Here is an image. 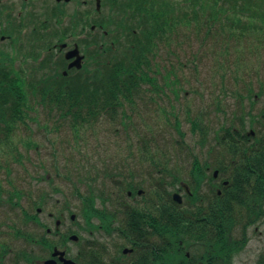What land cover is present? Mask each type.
<instances>
[{
    "label": "trees",
    "instance_id": "obj_1",
    "mask_svg": "<svg viewBox=\"0 0 264 264\" xmlns=\"http://www.w3.org/2000/svg\"><path fill=\"white\" fill-rule=\"evenodd\" d=\"M103 5L107 8L105 15L91 18L87 16L85 21L87 26L95 25L98 28L100 34L97 35L101 39H93L88 43L95 44L98 48L94 51L96 58L93 73L89 69L85 75L77 74L76 77L69 79L73 83L58 84L53 81L55 80L53 72L48 73L49 75L40 74V70L36 72L35 67L28 69L21 67L16 70L14 59L9 60L7 54H1L0 149L5 148L3 146L16 149L15 138L20 137L19 134L24 129L31 130L29 124L39 120L38 111L45 110L47 116L42 117L44 119L42 130L53 132L56 137L62 134L70 137L58 143L56 147L51 144V152L47 156L51 163H71L72 171L77 178L84 179L90 175L116 176L117 163H125L129 159L133 161L144 159L151 164L154 163L157 172L165 173L166 167L156 164L158 158L150 146L153 137L145 140L146 143L143 140V145L139 149L136 145L138 157L135 150L122 156L120 148L112 155H105V151L99 152L101 151L99 143L93 149H89L88 131L95 130L93 128L109 120L106 128L114 129V135L119 138L123 128L116 124L124 126L126 133L127 123L133 126L134 118L127 113V107L132 106L135 109L140 102L147 108L157 107V98L163 95L167 97L166 91L170 89L171 84H176V80L169 82L165 77L158 79L151 74L154 73V68L150 57L154 61L158 44L172 40V35L179 28L197 30L202 42L211 37L215 39L221 36L224 49L247 48L251 44L250 41L264 39V0H104ZM87 14H91V11L89 13L87 11ZM77 25L76 22L74 28ZM237 40L244 41V47L241 44L232 45L233 42L236 44ZM262 45L264 49V44ZM224 64L242 68L241 60L226 61ZM45 67V63L41 64V68ZM89 72L90 75L87 76ZM246 93L252 101L255 96H260L254 95L251 86L246 88ZM159 107L155 108L157 116L160 112L168 113L165 108ZM162 117L167 120L169 116ZM254 120L252 116L249 122L253 123ZM46 122H50L51 126L49 127ZM189 122L192 133L199 134V145H206L207 136L211 132L210 127L204 123L201 116L189 118ZM239 123L243 131L226 128L214 135L215 143L227 151L226 155L224 153L218 155L216 163H264V138H248L245 131L246 123L243 121ZM174 128L179 135V139L174 140L175 154L179 156L186 150L192 156L193 166L189 176L194 178L196 163L200 162L194 154L193 147L186 143V135L177 119ZM135 130L136 128L132 129ZM147 130L152 131L151 127H147ZM23 143L34 150L38 148L37 144L31 142L30 136ZM38 163H44L43 159ZM256 175L259 182L256 183L254 191L258 196L256 198H261L263 207L264 172H256ZM171 176L172 186L183 180L179 172ZM88 182L86 180L84 186L92 184ZM9 183H11L9 190L0 183V204L5 201L11 203V206L19 205L16 201H19L24 193L12 185V182ZM77 194L83 201L84 195ZM234 194L246 195L244 192ZM176 210L171 211V252L168 258L170 264H182L183 261L185 264H197L199 260L205 264H235L234 256L247 243L248 227L258 226L264 222L263 210L261 213H248L249 215L235 212L218 214L213 216L208 225L205 224L206 221H200L201 217L191 206L186 208L184 215L181 214L179 207ZM237 224L241 225L240 237L233 235ZM18 231L29 243L41 244L43 252L51 251L55 245L48 240L46 233H42L38 238L34 234H27L26 237L23 230ZM180 241L185 244V250L190 252L189 256L175 251ZM191 246L194 248L191 249ZM195 248H201L203 254L196 255ZM257 264H264V255L260 256Z\"/></svg>",
    "mask_w": 264,
    "mask_h": 264
},
{
    "label": "rangeland",
    "instance_id": "obj_2",
    "mask_svg": "<svg viewBox=\"0 0 264 264\" xmlns=\"http://www.w3.org/2000/svg\"><path fill=\"white\" fill-rule=\"evenodd\" d=\"M23 1L25 0L1 1L0 23L2 28L0 32L5 30L4 26L8 25L7 22L10 19L14 20L13 24H18L19 20L28 22L30 12L40 20H45L47 18L45 12H50V9L46 7H52L57 3L56 0H26L27 5L21 6ZM77 1H80L79 5ZM59 4L70 15L76 9L83 11L84 7L90 10L95 8V0H71L70 3L62 1ZM106 12L107 8L101 6V13L105 15ZM34 28L35 26L27 25L22 29L25 33L21 31L20 40L14 44L15 51L10 48L9 41L11 40L7 41V39L0 40V49L8 50L13 56L20 57L31 56L37 51L44 54V51H47L45 49L48 40L43 36L45 33H41L39 27ZM200 37L197 30L181 27L172 35V40L158 44L154 61L150 57L154 68V73L151 74L158 76V79L165 77L169 82L176 80L175 85H170V90L166 93L167 97L157 98L160 107L168 110V119L165 120L161 113L157 116L155 106L147 108L140 102L135 109L132 106L126 108L127 113L133 115L134 118L133 126L127 123L126 127L131 139L128 138V132H125L124 126L122 127L120 123L116 125L123 130L117 138L114 135V129L106 128L109 125V120H106L93 128L95 130L88 131L89 149H93L99 143L101 145L99 152L105 151V155H112L120 148L122 156L135 150L136 157H138L136 145L139 149L143 145V140L148 141L150 137H153L154 140L150 146L158 158L156 164L166 167L167 172L154 170L152 175L164 177L166 181L171 182L173 179L171 175L177 172L182 179H188L189 171L193 166V158L186 150L179 156L175 154L174 140L179 139L174 128L176 119L181 123V130L186 135V143L193 147L195 156L204 163H215L216 154L220 153L222 146L215 143L214 135L226 128L243 131L239 121L246 123L245 131L252 129L255 131V137L264 138V49L262 48L264 39L258 38L250 41L251 44L247 48L224 49L221 36L215 39L211 37L205 42H202ZM238 44L244 47L245 42L237 40L236 44L232 43V45ZM236 60H241V69L224 64L226 61ZM27 63V68L37 66L34 59H30ZM250 86L254 90V95H260L255 96L254 101L247 97L246 88ZM196 116H201L211 130L204 146L198 143L199 134L191 131L189 118ZM252 116L255 118L253 123L249 122ZM36 121L38 122L29 124L31 130L24 129L20 132V137L15 138L16 149L8 146L0 149V183L9 190L11 189L10 181L24 193L19 200V205L10 206L8 204L0 208V244H8L12 248L10 259L14 258V253L20 251L24 244V240H18L15 237L16 230H24L27 224L25 218L23 219L22 210L30 214H38L36 210L41 207L42 213L38 218L54 231L55 224L49 219V213L59 214L60 211L68 208L69 211L77 214L75 225H81L82 204L77 193L84 195L86 190L84 183L92 178V175L84 179L77 178L72 171L71 163H51V159L47 156L51 152V144L56 147L58 143L70 137L66 134L56 137L55 133L42 130L41 126L44 124L42 117ZM46 123L49 127L51 126L50 122ZM147 127H151L152 131H148ZM133 128L136 130L132 131ZM28 136L31 142L38 145L37 149L34 150L23 143L27 141ZM224 152L225 149L222 147V153ZM40 159H43L44 163H38ZM125 163L128 168L124 170V175H129L127 172L130 171L133 176L143 178L146 170L150 169V163L144 159L142 161L129 159ZM100 188L101 185L95 184V190ZM35 202L38 205L35 206ZM67 220L70 223L69 215ZM68 226L67 224L63 227L59 235L53 233L50 239L59 245L62 242L60 235ZM27 231L33 233L34 229L30 227ZM75 231L80 233L78 230ZM240 236L235 234V237ZM203 252L199 250L196 255H202ZM36 253L41 254L42 249ZM261 255H264V222L249 229L247 243L234 256V262L235 264H257ZM10 259L6 261V264Z\"/></svg>",
    "mask_w": 264,
    "mask_h": 264
},
{
    "label": "flooded vegetation",
    "instance_id": "obj_3",
    "mask_svg": "<svg viewBox=\"0 0 264 264\" xmlns=\"http://www.w3.org/2000/svg\"><path fill=\"white\" fill-rule=\"evenodd\" d=\"M35 22L36 19L30 20V26L35 24V28L39 27L41 33L46 31L47 44L54 43L53 47L48 49L54 50L53 55L42 57L46 58L54 71L53 81L58 84L73 83L68 79L71 75H85L86 70H89L91 56L96 50L95 46L88 45L85 25L80 24L77 32L64 18L60 20L52 17L44 22ZM4 27H10L11 34L1 35L0 40H11L10 48L15 51L14 44L20 40L22 23L10 26L8 23ZM76 46L83 57L80 69L69 68L74 59L67 58V54ZM12 58L15 59L16 65H27L25 56L12 55ZM195 167L194 203L196 214L201 217L200 221H206L205 224L208 225L213 216L218 214H256L264 211L261 198H256L258 196L254 191L256 182L259 181L256 172H264V163H196ZM94 179L102 181L105 185L101 187L106 188V191L92 190V186L85 187L81 225H75L77 214L68 208L59 214L49 213V219L55 224L56 235L61 233L63 227L69 225L60 235L61 249L66 252L67 258L76 264H170L168 258L171 252V211L178 208L173 202L169 182L156 181L158 178L153 176L144 179L148 186L138 184L136 177ZM132 179L135 181L130 182ZM178 191L183 196L186 193L182 189ZM242 192L246 195L234 194ZM180 211L182 215L185 214L182 209ZM68 215L70 223L67 220ZM27 224L40 238L43 227L41 219L31 214L27 217ZM49 229L52 232L48 227L47 230ZM73 235L79 239H73ZM26 245L28 251L41 249L40 244L26 242ZM185 249L186 246L181 241L175 247L177 253L187 255ZM11 252V248L0 244V264H6L11 258ZM15 259H10L8 264H14ZM55 261L56 264H63L58 258H55Z\"/></svg>",
    "mask_w": 264,
    "mask_h": 264
},
{
    "label": "water",
    "instance_id": "obj_4",
    "mask_svg": "<svg viewBox=\"0 0 264 264\" xmlns=\"http://www.w3.org/2000/svg\"><path fill=\"white\" fill-rule=\"evenodd\" d=\"M98 6H99V3H98ZM76 52V51H75ZM252 133V135H254V133L253 132H251ZM175 199L176 200H178L179 202H181V198H180V196H178V195H175ZM55 254H57V253H55ZM46 264H55L54 262H47ZM67 264H73L71 261H67ZM200 264H202V263H200Z\"/></svg>",
    "mask_w": 264,
    "mask_h": 264
},
{
    "label": "bare ground",
    "instance_id": "obj_5",
    "mask_svg": "<svg viewBox=\"0 0 264 264\" xmlns=\"http://www.w3.org/2000/svg\"><path fill=\"white\" fill-rule=\"evenodd\" d=\"M235 196H239V195H235Z\"/></svg>",
    "mask_w": 264,
    "mask_h": 264
}]
</instances>
